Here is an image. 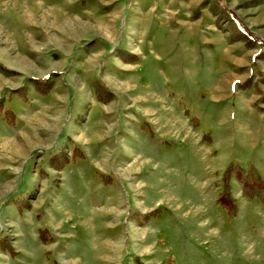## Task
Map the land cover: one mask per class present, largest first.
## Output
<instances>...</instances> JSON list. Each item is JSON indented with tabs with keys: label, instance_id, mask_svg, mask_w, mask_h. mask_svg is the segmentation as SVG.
<instances>
[{
	"label": "rangeland",
	"instance_id": "rangeland-1",
	"mask_svg": "<svg viewBox=\"0 0 264 264\" xmlns=\"http://www.w3.org/2000/svg\"><path fill=\"white\" fill-rule=\"evenodd\" d=\"M0 264H264V0H0Z\"/></svg>",
	"mask_w": 264,
	"mask_h": 264
},
{
	"label": "crops",
	"instance_id": "crops-1",
	"mask_svg": "<svg viewBox=\"0 0 264 264\" xmlns=\"http://www.w3.org/2000/svg\"><path fill=\"white\" fill-rule=\"evenodd\" d=\"M185 9H188V8H185ZM244 43H245V42H244ZM200 44H202V45H204V46L207 45V46H209L210 48H211V46L213 45L211 41H208V42H206V43L200 41ZM245 48H246V50H245ZM245 48H244L243 45H241V46L239 47L240 51L242 52L241 55H242L243 57H245V55L248 56V54H249V52H250V48H249V47H248V48L245 47ZM226 55H227V53H226ZM203 60H204V59H203ZM208 60H209V59H206L205 62L208 61ZM230 62H231V63H235V60L232 59V58H230ZM208 63H209V62H208ZM210 63H211V62H210ZM207 65H208V66H207V70H208V69L211 68L212 63H211V65H210V64H207ZM206 72H207V71H206ZM208 75L213 76V73L210 72ZM219 77H223V78H221L220 82H218V83H219L220 85H225V84H226V79H227V78H226V77H227L226 74L224 73L223 76L221 75V76H219ZM216 89H217V87L213 88V91H215ZM218 89H219V88H218ZM213 91H212V92H213Z\"/></svg>",
	"mask_w": 264,
	"mask_h": 264
},
{
	"label": "trees",
	"instance_id": "trees-1",
	"mask_svg": "<svg viewBox=\"0 0 264 264\" xmlns=\"http://www.w3.org/2000/svg\"><path fill=\"white\" fill-rule=\"evenodd\" d=\"M244 41H246V40H244ZM246 43H247V41H246ZM222 201V200H221ZM222 205H223V207L224 208H226L228 211H231L232 209V206L227 202V201H224V202H222ZM4 249H6V248H4ZM8 249H10V248H8ZM5 251H7V250H5ZM11 252V251H10Z\"/></svg>",
	"mask_w": 264,
	"mask_h": 264
}]
</instances>
